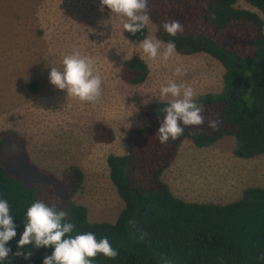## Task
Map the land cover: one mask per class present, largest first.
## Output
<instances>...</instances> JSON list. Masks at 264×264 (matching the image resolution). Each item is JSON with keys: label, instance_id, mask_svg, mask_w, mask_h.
Listing matches in <instances>:
<instances>
[{"label": "rangeland", "instance_id": "obj_1", "mask_svg": "<svg viewBox=\"0 0 264 264\" xmlns=\"http://www.w3.org/2000/svg\"><path fill=\"white\" fill-rule=\"evenodd\" d=\"M236 7L264 20L245 0ZM147 28V37L158 39L157 25L150 20ZM124 31L117 15L100 11L98 0H0V162L25 185L50 187L63 200L61 181L69 168H79L83 184L73 200L88 209L92 222L114 223L124 208L107 159L127 155L128 132L149 125L141 107L168 102L160 89L169 81L191 86L194 99L224 87V67L209 55L175 51L167 62L141 58V41ZM74 49L96 60L102 93L95 103H81L50 83L51 68L62 70L63 57ZM136 57L150 73L131 85L123 80V66ZM98 123L113 130V142L95 140ZM235 147L233 137L209 148L185 140L163 180L176 197L197 204L227 205L248 188H264V155L241 159Z\"/></svg>", "mask_w": 264, "mask_h": 264}, {"label": "trees", "instance_id": "obj_2", "mask_svg": "<svg viewBox=\"0 0 264 264\" xmlns=\"http://www.w3.org/2000/svg\"><path fill=\"white\" fill-rule=\"evenodd\" d=\"M238 1L149 0L147 11L158 27L157 38L166 45L174 41L181 55L203 53L217 60L225 70L224 87L195 98L203 108L204 124H181L183 135L166 144L156 134L168 102L141 107L149 125L128 132L127 155L107 159L111 181L124 203L114 223L90 221L88 209L73 200L83 184L79 168L65 173L63 200L50 187L25 185L0 162V199L8 201L17 232L6 245L12 250L9 257L0 264H43L54 251L18 248L27 210L37 201L67 212L65 222L75 226L71 237L89 232L97 240L106 237L119 253L115 259L98 254L91 264H264V188H248L227 205L197 204L176 197L163 180L185 140L209 148L233 137L235 156L264 155V20L237 8ZM245 1L264 14V0ZM170 20L179 21L184 31L169 36L162 25ZM147 34V27L135 35L124 31L127 39L139 42ZM149 73L147 63L136 57L124 63L122 76L126 83L140 85ZM210 119L220 121L217 130L208 126ZM94 131L98 143L114 141V132L106 125L98 123ZM17 251L31 252V258L17 257Z\"/></svg>", "mask_w": 264, "mask_h": 264}, {"label": "clouds", "instance_id": "obj_3", "mask_svg": "<svg viewBox=\"0 0 264 264\" xmlns=\"http://www.w3.org/2000/svg\"><path fill=\"white\" fill-rule=\"evenodd\" d=\"M149 0H100V11L109 9L111 14L117 15L123 29L135 35L148 26ZM165 32L172 37L184 31L177 20L166 21L162 25ZM142 50L141 58L147 57L156 61L158 58L169 61L176 51L174 41H169L165 46L162 41L154 37H147L139 44ZM163 49V51H161ZM63 68H51L50 83L59 90H66L68 97L78 99L81 103H95L102 93V78L96 69V60L82 55L79 50H73L65 55L62 60ZM181 69L175 70V75H181ZM195 90L186 84H177L169 81L167 86L160 89L161 99L171 97L168 106L163 109L164 115L159 130L156 134L161 144H166L170 139L176 140L183 135L184 127L201 126L205 122L202 115L203 108L194 101ZM220 121L210 119L208 126L217 130ZM66 211H57L45 203L37 201L27 210L24 232L18 241V248L33 246L35 249L52 247L54 251L44 258L43 264H91L98 254L108 259H115L118 251L105 237L97 240L93 233L78 234L71 237L74 225L65 222ZM135 223V221H130ZM16 224L10 214V206L6 199H0V261L9 257L11 248L6 247L9 241L16 237ZM67 236V238H66ZM17 257L31 258V252L17 251Z\"/></svg>", "mask_w": 264, "mask_h": 264}]
</instances>
